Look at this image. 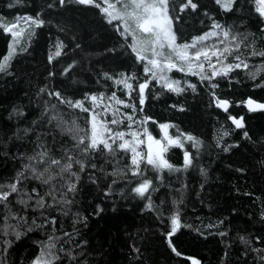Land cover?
Listing matches in <instances>:
<instances>
[{
    "label": "trees",
    "instance_id": "obj_1",
    "mask_svg": "<svg viewBox=\"0 0 264 264\" xmlns=\"http://www.w3.org/2000/svg\"><path fill=\"white\" fill-rule=\"evenodd\" d=\"M11 2L13 0H0V17L5 18L4 23H11L15 16L35 17L41 13L45 26L40 29L33 26L25 31L18 50L27 47V52L12 59L11 75L0 74V184L10 182L28 162L26 157L36 148L37 132L42 133L40 141L57 158L62 155L61 146L65 149L73 146L70 135L61 133L55 122L49 126L46 119L37 123L29 136H24L23 129L32 127V121L39 117L46 103L49 108L57 103L54 98L39 94L40 88L47 86L62 93L65 89L75 90L74 99L100 93L107 98L116 92L127 102L122 86L104 79V73L114 79H119L122 72L134 73L140 82L145 78L143 64L135 60L115 27L106 23L99 9L75 4L60 7L58 0H21L19 6L10 9L8 4ZM174 2L178 4L180 0ZM194 2L199 5L197 11L184 12L180 21L174 24L181 39L190 40L192 36L210 30L211 18L214 17L234 32L248 34V41L254 40L257 49L264 48V38L260 34L264 30V21L255 11H237L233 15L220 11L214 0ZM50 3L54 5L51 9L47 7ZM31 31L35 36L31 37V46L28 47V33ZM58 40L66 47L60 57H55ZM11 43V35L0 29V63L8 54ZM75 43L80 47L74 49ZM112 48H115V54L109 52ZM249 48L241 49L243 55H248ZM50 54L54 57L51 63L48 61ZM232 61V56H229L227 62ZM73 62L75 66L67 76L59 75ZM248 63V70L237 69L230 73L231 82L217 78L220 87L214 90L201 84L197 77H185L197 84V91L187 90L177 96L161 89L153 81L146 90L147 99L142 111L136 91L132 93V100L137 111L132 113L131 109L120 107L121 112L135 117L133 127L137 129L143 117H151L144 127L157 139H162L159 124L169 123L175 126L170 129V134L175 136L177 130L190 133L201 139L204 147L187 172L169 174L164 171L163 183L158 191L151 194L153 205L159 206V212L156 207L148 209L146 200L131 191L140 178L131 177L130 153L117 152L112 157L100 156L90 160L98 166L105 159L108 161L103 163V171L94 173L95 183L85 171L68 215L60 214L62 206L49 210L51 215H60L64 230H77L79 235L76 239L81 243L87 242L83 249L77 248V252H84L86 264H192L193 259L200 264H258L257 253L252 248L264 246L256 243L245 245L240 240L241 236L250 241L254 237L264 239V220H261L264 213V111H249L246 105L249 98L264 103V71H258L255 79L249 75L264 63V58L251 57ZM51 71L58 75L50 78L48 74ZM172 75L183 77L176 71ZM68 77L77 83H70ZM212 91L230 101L228 112L215 107ZM174 104L177 107L173 108ZM89 105L90 101H86L85 106ZM181 106L185 111H179ZM13 109L26 115L17 117ZM57 110L66 121L71 122L75 118L80 129L90 131L89 113L63 106ZM229 116L243 117L245 127L236 128ZM17 128L21 131L14 139ZM121 128L126 127L122 125ZM222 130L229 133L223 139L224 145H233L229 151L216 147V137ZM245 131L250 139L244 137ZM185 148L196 156L191 144L186 142ZM166 156L171 163L182 167V149L172 147ZM141 168H146V178L152 179L153 187H156L160 183L157 174L143 163ZM199 168L205 169L206 177L200 174ZM116 169L127 175H110ZM56 184L59 188L62 181L57 180ZM184 184L187 187L183 203L179 205L181 227L169 236V217L176 208L172 201L180 196L174 190ZM98 208L103 211L97 212ZM13 210L19 211L20 206L14 205ZM77 219L78 222L73 224ZM220 220L224 221L222 225L207 228L209 223L217 224ZM222 230L227 231L226 236L215 234ZM44 238L42 232H31L14 241L8 252L11 264H30L38 252L33 240ZM173 248L180 253L179 256ZM226 250L228 256L225 260Z\"/></svg>",
    "mask_w": 264,
    "mask_h": 264
},
{
    "label": "snow or ice",
    "instance_id": "obj_2",
    "mask_svg": "<svg viewBox=\"0 0 264 264\" xmlns=\"http://www.w3.org/2000/svg\"><path fill=\"white\" fill-rule=\"evenodd\" d=\"M20 2L21 0H13L8 4V7L10 9L17 7ZM214 2L219 10L225 13L234 15L237 11H255L258 17L264 21V0H214ZM58 4L60 7L75 4L99 9L106 23L115 27L135 60L143 64L145 78L140 82L134 73L129 75L122 72L119 74V79H114L110 74L104 73V79L113 80L115 85L122 86V90L128 97L127 102L121 99L116 92H112L107 98L104 93H100L99 95L86 94L81 99H74L75 90L65 89L62 93L49 89L47 86L39 89V94L54 98L57 103H53L51 108L47 107L46 103L39 117L32 121V127L23 129L24 136H29L35 130V125L46 119L49 126L55 122V127L61 133L70 135L74 143L71 148L67 149L61 146L59 150L62 155L57 158L40 141L42 133L37 132L36 148L31 155L26 157L28 162L22 165V169L16 172L10 182L0 184V264H11L8 256L9 249L12 248L14 241H19L22 236L31 232H42L45 238L33 240L38 252L34 254L30 264H86L84 252H77V248L83 249L87 242L81 243L76 239L79 235L77 230H64L60 215H51L49 210L62 206L60 214L68 215L70 205L74 202L75 194L79 190L82 174L88 171L89 179L95 183L94 173L103 171V163L108 162L105 159L99 166L96 162H89L100 156L112 157L117 152L130 153L131 177L140 178L131 191L135 196L146 200L148 209L156 207L159 212V206L153 205L151 194L158 191L163 183L164 171L167 170L169 174L187 172L193 167L194 159L198 158L201 153L204 142L190 133L179 130L173 136L170 134V129L175 126L169 123L159 124L162 139H157L144 127L151 117H143L139 121V130H121L122 125L127 129H132L135 117L132 114L121 112L120 106L131 109L132 113H135L137 105L132 100V93L136 91L138 104L142 111L147 99L146 90L149 89L153 81L161 89L177 96L184 94L187 90L192 93L197 91V84L184 79L185 77H197L201 84L214 90L220 87L217 78H226L231 82L230 73L237 69L248 70V60L251 57L264 58V48L257 49L254 46V40L248 41V34L234 32L231 27L221 24L214 17L211 18L210 30L192 36L190 40L181 39L174 24L180 21L181 14L184 12L197 11L199 5L194 0H180L178 4L174 0H115V2L102 0V3H98L97 0H58ZM47 7L51 9L54 5L50 3ZM174 10L175 15L173 14ZM41 15V13H37L35 17L32 15L15 16L11 23H4L5 18L0 17V29L12 37L9 52L0 63V74L11 75L9 69L12 59L17 54L27 52V47L18 50L20 37L23 36L24 31H27V29L21 28L20 22L23 21L28 28L34 26L35 29H40L45 26V20L41 18ZM204 15L208 14L204 13ZM260 34L264 38V30H261ZM28 36V47H30L31 37L35 36V32H29ZM249 45H251L250 48ZM65 47L66 45L58 40L55 57H60ZM73 47L76 49L80 45L75 43ZM242 48H249L247 56L243 55ZM109 52L115 54L116 50L112 48L109 49ZM229 56H232V62H227ZM53 58L52 54L48 56L49 63L53 61ZM74 66L75 62L64 68L59 75L67 76ZM173 71L182 73L183 77L181 79L172 78L170 74ZM258 71H264V63L249 73L252 79L256 78ZM48 75L50 78H54L58 74L51 71ZM68 79L72 84L77 83L71 77ZM212 99L215 101V107L228 112L229 100L218 97L215 91H212ZM86 101H90L88 107L85 106ZM61 106L69 110L78 109L80 112L89 113L90 131L80 129L75 118L71 122L66 121L63 114L57 110ZM247 106L249 111H264V103H258L251 98L247 100ZM172 107L177 106L174 104ZM179 111H185V109L181 106ZM109 112H111L110 120L107 119ZM13 114L17 117L26 115L17 109H13ZM229 119L236 128L245 127L243 117L237 119L234 116H229ZM20 131L17 128L14 139L18 138ZM82 131H84L83 135H81ZM228 135L227 131L222 130L216 137V147L222 151H229L233 147V145H224L223 143L224 137ZM244 137L250 139L246 131ZM186 142L196 150L195 157L185 148ZM142 145L146 146V152L141 150ZM172 147L183 150L182 167H177L167 158L166 153ZM20 158L25 159L24 156H20ZM142 163L150 166L157 174V180L160 183L156 187H153L152 179L146 178V168H141ZM199 172L202 176H207L205 169L199 168ZM110 175L117 177L118 175H127V173L116 169ZM57 180L62 181L59 188L56 184ZM115 182L113 180V183ZM186 187L187 185L184 184L174 190L180 196L172 201L176 208L169 217L171 223L169 236L175 234L181 227L179 205L183 203ZM109 194L110 192L105 195ZM14 205H19L20 210L14 211ZM101 211L103 209H97V212ZM78 219L73 220V224L77 223ZM261 220H264V213L261 215ZM84 222L86 223V219ZM223 223V220L217 224L209 223L207 228L212 229ZM215 234L224 237L227 235V231L222 230ZM240 240L245 245L256 243L264 246V239L260 237H254L250 241L241 236ZM172 250L177 256L180 255L175 248ZM252 251L257 253L258 264H264V247H254ZM227 256L226 250L225 260ZM192 264H200V262L193 259Z\"/></svg>",
    "mask_w": 264,
    "mask_h": 264
},
{
    "label": "rangeland",
    "instance_id": "obj_3",
    "mask_svg": "<svg viewBox=\"0 0 264 264\" xmlns=\"http://www.w3.org/2000/svg\"><path fill=\"white\" fill-rule=\"evenodd\" d=\"M99 1L102 2V0H99ZM113 2H115V0H113ZM20 24H21V28H22V29H29V28L27 27V25H25V24L23 23V21H21ZM24 33H25V31H24ZM21 38H22V37H20V39H21ZM165 52H167V49H165ZM180 74H182V73H180ZM170 75H171V77L174 78V79H181V78L174 77V76L172 75V73H171ZM182 75H183V74H182ZM186 78H187V77H186ZM105 102H106V100H105ZM120 107H122V106H120ZM120 111H121V110H120ZM107 119H108V120L111 119V112L108 113ZM112 127L115 128L116 126H112ZM121 130H125V131H136V130H139V129L133 127L132 129H127V128H123V129H122V128H121ZM141 150H143V151L146 152V146L142 145V146H141Z\"/></svg>",
    "mask_w": 264,
    "mask_h": 264
},
{
    "label": "water",
    "instance_id": "obj_4",
    "mask_svg": "<svg viewBox=\"0 0 264 264\" xmlns=\"http://www.w3.org/2000/svg\"><path fill=\"white\" fill-rule=\"evenodd\" d=\"M246 105H247V103H246ZM257 111H260V110H257Z\"/></svg>",
    "mask_w": 264,
    "mask_h": 264
}]
</instances>
